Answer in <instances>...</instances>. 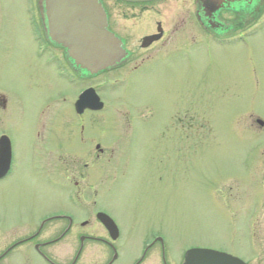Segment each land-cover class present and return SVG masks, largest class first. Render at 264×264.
<instances>
[{"label":"rangeland","instance_id":"obj_1","mask_svg":"<svg viewBox=\"0 0 264 264\" xmlns=\"http://www.w3.org/2000/svg\"><path fill=\"white\" fill-rule=\"evenodd\" d=\"M31 14L21 0H0V91L11 101L0 113V132L12 133L17 147L14 172L0 183L1 230L16 227L17 236L23 233L20 224L59 206L76 222L88 219L94 233L102 235L94 214L71 205L66 190L36 183L32 169V160L45 157L36 148L51 146L64 158L67 179L78 178V165L91 157L78 151L83 146L70 102L84 86L94 84L105 108L85 133L103 153L95 150L100 157L91 183L83 169L79 186L87 190L93 185L95 211L109 214L122 228L117 264H129L142 234L158 227L174 257L199 246L249 258L246 225L258 212L257 253L263 250L259 257L264 258V128L253 122L264 121V22L243 42L228 45L224 40L220 47L174 55L164 67L151 63L133 73L125 70L116 81L117 74H102L71 86L58 80L49 61L38 55ZM61 92L66 101L57 105ZM188 105L191 134L181 140L182 124L170 116L175 112L182 117L180 111ZM40 107L45 118L62 113L57 125L51 123V133L49 121L40 126ZM77 246L70 235L46 250L56 263L71 264ZM15 256L7 259L10 264H47L32 253L25 262ZM106 256L103 245L86 242L74 264H104Z\"/></svg>","mask_w":264,"mask_h":264},{"label":"flooded vegetation","instance_id":"obj_2","mask_svg":"<svg viewBox=\"0 0 264 264\" xmlns=\"http://www.w3.org/2000/svg\"><path fill=\"white\" fill-rule=\"evenodd\" d=\"M21 1L24 5L29 6L34 13L31 14L34 18L31 21L34 22L32 25L34 27L33 37L38 46V55L44 56L49 61L51 73L58 80L71 86H77L79 81H89L88 83H90V80H94L102 74H113V76L117 74L119 78L113 77V81H116L124 78L126 71L133 73L141 66L151 63L164 67V63L170 62L174 55L182 54L186 57L192 49L206 51L212 46L220 47L224 40H229L228 45L236 41L243 42L255 33L258 22H264V0H101L106 12L107 28L120 38L126 56L114 68L99 75H91L75 65L62 46L54 42L49 44L46 0ZM89 87H93L99 93V89L94 84H88L82 90ZM78 94L79 91L74 100L70 102L72 113L75 116V126L79 130L80 145L83 146L78 151H81V157L89 158L90 156L91 159L81 163V168L78 165L77 168L80 172L76 175L78 178L70 182L63 170L64 158L62 154L53 152L52 149L55 147L50 146V149L49 146L45 148L39 145L40 147L36 150L39 151V154H45V157L39 155V158L32 160V169L36 183L41 182L54 188L57 192L64 193L66 190V200L71 205L79 204L85 215L94 214L96 217V213L101 210L95 211L96 200L90 195L91 188L94 190L93 185L90 184V177L95 170V161L103 153V149L99 148L95 138L86 137L85 127L89 123H93L96 113L99 114L104 110L105 103L100 110L83 109L78 112L75 109ZM64 101L66 98L61 92L55 103L58 105ZM10 106L9 95L0 91V113L6 112ZM187 108H191V105L183 107L180 111L183 113L182 117L175 112L173 116H170L173 123L182 124L178 132L181 140L186 136L189 140L191 134V117L186 113ZM44 113L46 110L44 111V108L40 107L38 110L40 126L45 128V122L47 125L50 124L51 133L55 130L51 123L57 125L62 113L54 111L46 118ZM253 122L255 123L254 127L264 128V121L260 118H255ZM128 128L127 122L124 129L128 130ZM3 136H6L9 141L10 159L5 170L2 169L3 165L0 166V183L13 174L17 153L14 135L0 132V140ZM47 142L42 141L40 144L48 145ZM96 149L100 151V154L95 152ZM54 154L59 156L53 157ZM80 156L77 157L76 161L80 160ZM1 163L2 159L0 158V165ZM83 169L87 170L88 182H90L87 190L85 187L79 186V178L84 176ZM86 196L88 197L87 200L90 201L88 204L84 201ZM255 214H259V212L251 214L252 217L246 225V235L249 237L247 246L250 253L249 258L232 251L217 250L229 253L248 264H264V258L259 257L263 254V250L257 253ZM110 217L114 220L117 230L108 229L98 221L99 227L102 229V235L98 236L94 233V229L88 225V219L76 222L73 215L63 212L62 208L56 206L47 210L40 217L20 224L18 228H22L23 233L15 236L16 232L13 231L16 227L6 232L1 230L3 220L0 216V264H10L7 259L14 255L18 260L25 262L31 253L47 264H58L48 253L46 247L54 245L70 235L75 237L78 244L72 261L75 257H77V261L84 244L90 242L104 246L107 252L104 264H117L120 256L118 243L122 238L123 231L120 224L112 216ZM48 227H50L49 230ZM142 235L138 254L129 264H182L185 251L192 248V246L187 247L181 255L174 257L171 254L167 237L160 232L159 227L155 230L149 229Z\"/></svg>","mask_w":264,"mask_h":264},{"label":"water","instance_id":"obj_3","mask_svg":"<svg viewBox=\"0 0 264 264\" xmlns=\"http://www.w3.org/2000/svg\"><path fill=\"white\" fill-rule=\"evenodd\" d=\"M45 8L49 39L64 47L67 56L80 69L96 74L125 57L121 40L107 29L106 14L100 0H46ZM77 106L79 110L84 107L99 109L102 103L94 90L88 89L80 95ZM8 150L4 141L0 165L4 168L9 160ZM97 217L110 228L109 217L103 213ZM184 264L244 263L222 252L194 248L186 253Z\"/></svg>","mask_w":264,"mask_h":264}]
</instances>
